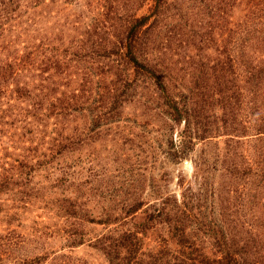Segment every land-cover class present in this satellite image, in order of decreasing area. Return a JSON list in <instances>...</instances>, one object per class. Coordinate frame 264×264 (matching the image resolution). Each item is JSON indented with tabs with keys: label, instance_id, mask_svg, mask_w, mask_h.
<instances>
[{
	"label": "rangeland",
	"instance_id": "rangeland-1",
	"mask_svg": "<svg viewBox=\"0 0 264 264\" xmlns=\"http://www.w3.org/2000/svg\"><path fill=\"white\" fill-rule=\"evenodd\" d=\"M253 1L169 0L160 24L166 28L149 34L153 50L145 52L146 59L163 65L172 97L197 95L202 110L192 122L208 131L204 141L176 158L170 140L176 142L183 122L168 120L154 87L129 76L122 59L103 56L110 51L108 43L117 45L123 36L127 15L144 14L151 0H44L41 6L20 1L24 28L11 33L19 42L16 48L31 45L34 68L41 61L50 68L60 59L67 65L63 73L85 85L81 109L44 112V106L38 112L46 114L42 120L30 113L23 117L20 109L28 104L9 100V93L1 96L0 264L35 257L33 264H108L103 246L118 233L136 231L142 245L134 263L159 258L173 264L180 245L207 244L220 228L236 240L248 227L264 231V190L242 189V184L253 188L252 180L238 182L224 170L256 169L258 154L264 153V141L253 136V106L237 98L243 85L239 78H228L229 85L212 81L222 64L226 67L229 53L235 59L245 21L264 17L263 8L250 7ZM239 21L243 25L237 26ZM47 71L42 78L49 77ZM54 74L52 85L62 75ZM39 76L38 70L30 73L35 88L43 81ZM125 78L131 87L124 86ZM76 88L59 87L56 94L75 93ZM218 91L226 98L216 96ZM66 103L71 105L69 99L56 105ZM9 107L10 117L5 112ZM33 120L38 123L26 124ZM184 205L190 217L182 237L153 208L171 211Z\"/></svg>",
	"mask_w": 264,
	"mask_h": 264
},
{
	"label": "trees",
	"instance_id": "trees-1",
	"mask_svg": "<svg viewBox=\"0 0 264 264\" xmlns=\"http://www.w3.org/2000/svg\"><path fill=\"white\" fill-rule=\"evenodd\" d=\"M20 1L21 0H0V101L2 95L9 93V100H11V97H15V99L19 101L21 100L22 103L25 102L28 104V108L20 109L23 117L25 114L30 113L31 118L35 119L39 116V120H42V117L46 118V114L39 115L38 113L44 106H47L44 112L53 111L54 108L58 109L60 112L65 108L72 111L81 109L83 103L81 102V91L85 84L73 81L71 74L67 73L66 75V73H63V67H67L66 64L62 63L63 61L56 59L53 61L50 68L44 67L45 63L41 61L39 67L34 68L31 45L23 46L22 49L19 50L16 48L19 45V42L17 40H12L11 33L14 32L15 28H20L21 30L24 28L21 25L22 21L19 19V17L23 16L19 11L22 6ZM29 1L37 6H41L44 3V0ZM168 3H170L169 0H151V4L148 6L144 14L137 15L131 13L127 15L128 22L126 29L123 32V36L116 41L117 45L110 41L108 44H111L109 49L111 52L109 51L103 56L106 59H109L116 55L120 60L122 59L125 65L129 67V76L133 77V79L134 77H138L145 82H149L151 86L154 87L155 93H157L158 98L162 101L164 108H166L168 120L173 123L183 122V128L177 134L176 142L174 143L172 139L170 140L172 148L171 156L176 158V156L182 157L184 155V150L189 149V145L194 147L196 142L204 141L208 137V131H200L198 127L195 126L196 123L194 124L192 122V119L196 118L199 111L202 110L201 106L196 103V99L198 98L197 95H195L196 97H192V99L190 98V100L185 97L182 100L180 96L178 99L172 97L166 85L167 80H170V76L166 77L163 75V71H165L163 65L157 63L153 59H146L148 57L145 52L147 50H153L150 48L151 43L149 42V34L152 29L159 30L161 28H166V26L163 28L160 24ZM253 3L250 7L256 6L264 9V0H254ZM227 7L229 8L230 5L227 4ZM259 11L262 10L259 9ZM241 13L240 10L239 14L241 15ZM243 23L239 21L237 26L241 24L243 25ZM75 29L76 28H74V30ZM237 45L239 46V50L236 52L237 55L235 59H233V56L229 53L226 67L222 64V68L219 70L220 76H214L212 81L215 86H220L225 82L228 85L232 84L228 78H239L243 85L242 87H239V93L242 92L240 93L241 95H237V98L239 100L241 99L242 102H249V104L253 106L255 116L254 127L256 131L253 136H255L258 142H263L264 17H259L257 23L245 21L244 31L242 32L241 37L238 38ZM114 48L119 50H114ZM33 70H38L40 72V78H42L43 74L48 72L47 70L50 71L48 78H42L43 81H41L42 83L39 88H35L33 79H30V73H32ZM209 70L212 75L216 72L214 67H210ZM51 72H53V75ZM54 72L57 74L61 73L62 75H59L57 78L59 83L52 85L53 83L50 79L51 77H56ZM86 77H88V74ZM44 80L47 81L48 84L45 85L43 83ZM122 82L124 86H128L132 83L128 78H125ZM72 84L77 85V88L75 93L70 90L69 92L67 91V93H70L69 97L67 93L64 92H61L59 95L56 94L59 87L69 89ZM131 86L132 85H130V87ZM78 87L80 88L78 89ZM222 92L223 91H218L215 94L216 96L221 94L222 98H226ZM75 94H77V96H74ZM228 98L231 99L232 97L228 96ZM67 99L71 102L70 106L67 105L68 103L65 104L67 107L60 104L56 105V103L66 102ZM89 105L90 104H88V106ZM9 111H12L11 107L8 109L5 108L8 117L12 116ZM111 111L112 110H110V112ZM110 112H107V114ZM61 114L63 115V113ZM71 122L73 123L72 119ZM34 123H38V121L33 120L32 123L30 122L26 124L32 126ZM5 124L9 125L8 123ZM246 130H248V128H246L242 134H245ZM229 139L231 140L232 138ZM258 155L260 161L256 163V169H252L248 166L243 167L242 169H238L237 167L233 170H230L229 167L224 169L228 171L231 176L238 178V182H243L244 179H247L248 181L252 180L253 188L251 189L246 188L247 185H241L242 189L249 190L251 193H259L260 190H264V164L260 166L262 162H264L263 151ZM195 168L199 169V165L195 164ZM250 204L253 205L252 203ZM185 207L186 206L184 205V208ZM184 208L182 207L179 209L178 207H175L173 210L168 211L165 207L159 208L158 206L157 208L155 206L153 211L157 214L156 217L161 218V222H164L166 225L172 223L174 229L182 231L181 236L183 237L186 228V220L190 217V215L187 214L189 211ZM136 210H138V207H135L132 212H137ZM107 216L111 217V215ZM115 220H117V222L120 221L116 218ZM105 222L108 221L98 220L99 224ZM181 223H184L182 229L180 226ZM239 233L241 235L240 239L236 240L234 239L236 235L220 228L209 236L210 241H208L207 244H204V242L196 243L194 241L186 243L187 245H180V257L174 258L175 262L173 264H264V231H255L253 228L248 227L243 231L240 230ZM139 234L140 233L137 231L132 233H118L117 237L114 238L112 242L108 243L106 247L103 246V251L108 259V264H136L132 258L134 254L138 253L137 251L142 245ZM109 239H112V236ZM1 246L0 243V250ZM1 258L2 256L0 254V262ZM38 259V257L31 260L24 259L20 260L17 264H33ZM168 263H170V261L166 262L159 258H152L147 264Z\"/></svg>",
	"mask_w": 264,
	"mask_h": 264
}]
</instances>
